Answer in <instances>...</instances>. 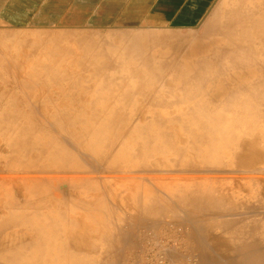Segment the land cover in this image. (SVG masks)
<instances>
[{
  "label": "rangeland",
  "instance_id": "obj_1",
  "mask_svg": "<svg viewBox=\"0 0 264 264\" xmlns=\"http://www.w3.org/2000/svg\"><path fill=\"white\" fill-rule=\"evenodd\" d=\"M257 1L260 3L261 0H255V3ZM242 2L246 3L247 1L239 0V7L245 8V6H240ZM262 9L258 19V24L261 26L255 28V31H261L253 32L248 37H243V41L249 40L253 42L251 43L252 45L249 44L250 47L248 44H242L243 47L246 46V48L251 50L246 53L242 52L240 53L241 55L239 54L242 59L239 58L240 62L237 61L239 63L237 70H234L233 65H231L234 63V59L230 56L221 58L213 56L209 58L208 56L211 53L207 52L195 53L191 58H184V54L194 46L196 42L195 36L198 37L203 34L202 29L184 33L190 34L189 37H176L175 42L171 41L169 45L176 43L183 52L174 55L168 46L163 49L168 55L161 58L158 55V52L162 50L160 49L161 45L159 47L158 44L154 43L129 45L119 42L116 37L94 35L89 31L73 33L52 30L45 33L0 30V48L2 47L5 51L0 49V81H4V83H0V144H7L8 147V154L0 158V224L4 225L0 227V238H3L0 239V243L2 242L0 244V254L3 255L0 258L1 264H8L5 255L10 254L6 245L2 249L1 246L3 244L9 243L11 245L14 239L17 245L31 241L36 242L40 238L38 235L39 228L42 231L47 229L49 230L48 232L55 231L59 234L56 237L57 245L62 247L64 251L66 250L61 254L65 255V259L63 261L59 260L62 264H114L115 261L118 264L119 258L121 262L119 264H172L173 262L181 264V261L182 264H252L251 258L253 256L258 258L260 264H264L262 260L264 258V225L261 232L254 230L251 221L257 218H252L250 212L252 207L259 211L261 213L258 217L261 220L260 223H264V147H262L264 146V119L262 121V116L264 118V114H262L264 113V93H261L264 89L259 92L255 91L252 94L243 90L251 82L264 78V71L262 72L264 70V49H262V47L264 48V7ZM228 14L229 12H225L223 16L226 18ZM214 31L221 33L223 30L222 28H211L209 32L213 33ZM37 38L38 40L41 38L43 43L28 44V41ZM257 38L260 39L259 42ZM69 39H71V42H69ZM261 39L263 40L261 41ZM4 41L7 42L4 43ZM233 44L231 43L232 46ZM256 46H258V49H256ZM2 51L4 53H1ZM259 54L261 55L259 56ZM143 56L152 57L151 61L148 59L151 63L142 64L141 57ZM128 57L130 58L128 59ZM258 58L259 61L255 62ZM9 60L12 63L14 62L15 66L11 63L8 65ZM132 66H134V70ZM145 67L148 69H145ZM249 67L252 72L254 71L253 75L236 82L234 80L235 73L246 74V69ZM219 68H221L223 74L214 75V71H219ZM208 71H213V73L207 75ZM206 75L207 80L204 81ZM215 83L218 89L214 91ZM225 83L228 84L225 85ZM187 85H191L198 90L189 91L192 87H185ZM230 87L231 89H229ZM177 92L179 93L177 94ZM189 92H193L194 95L192 96ZM218 93L221 96V99H217L218 101L209 99L208 101H203V97L207 98L210 95L211 98H215ZM258 94L262 95L259 97ZM235 98L238 99L235 100ZM252 103L253 107L251 106ZM204 104L206 109L216 113V116L205 118L204 113L201 111L204 110L202 108ZM137 106L140 108L138 109ZM242 106H248L250 114L244 117H235L236 108H241ZM252 108L253 110L258 108V110L255 109L256 111H253ZM260 108L263 109L261 110ZM191 113L194 115H191ZM259 114H262L261 117H259ZM202 119L204 123H202ZM217 121L226 125L227 130H235L231 134L235 135L234 137L238 139L237 143L239 142L240 145L248 142L249 145L260 147L258 149L261 154L259 153V157L255 158L252 168L236 164L235 152L237 149L231 150L232 148L227 146L233 145V138L229 139L227 144L225 139L222 138L224 140L222 146L219 147L216 144L213 152L209 144L207 145V138L205 139V147L201 146L204 145L201 139L194 140V144L199 143L198 147L201 149H211L214 154V156L213 154L211 155L213 159L217 157L223 162L220 166H212V169L219 171L205 173L206 171L204 172L200 165L195 167L183 166V163L187 164L188 162L187 156L191 151L189 140L192 137L183 127L191 126L190 128L196 133L194 137L200 138L203 136L199 129L200 123L209 127L211 124L214 125L213 122ZM259 121L262 122L259 123ZM36 124L39 127L35 126ZM51 127H54L57 132ZM257 128L258 131H256ZM261 128L262 131L260 130ZM18 131H23L19 138L21 144H14L13 141L9 142L6 139L7 136L3 135L4 133L17 134ZM39 131L46 132L49 136L46 143H44L46 149L41 157L29 156L27 149L34 142L30 141L25 134L30 132L34 135L35 133L38 134L37 132ZM169 131L172 133H169ZM226 133L222 134V137ZM219 136H221V133L216 135V137ZM172 141L177 143L180 154L168 147L167 144ZM108 144H110L111 148L108 147ZM144 144L149 147L150 151L161 148L162 152H156L152 156L135 154L136 149L140 145L144 146ZM239 144H236L237 147L240 146ZM124 146H127L125 152L117 160H114L117 157V151ZM217 149L219 150L218 153L216 152ZM243 153L246 155V152ZM86 156L88 157L86 158ZM101 156L104 157L103 161L100 160ZM224 159L225 161H223ZM159 162L162 163L159 164ZM176 162H178L177 166L174 165ZM92 163L96 164V168L99 166L100 168L96 171L95 167H91V165H95ZM111 163L115 164V166H112ZM142 163H149L153 167L152 169L138 167ZM133 164L138 169L129 170L126 168V166ZM156 164L160 166L156 167ZM109 165L111 169H108ZM35 167L43 169L41 175L49 178V182L42 187L30 188L31 197L28 199L26 198L25 187L29 185L21 183L20 178L27 175L39 176L32 173L34 172L32 169ZM86 170L92 172L93 175L92 173H85ZM169 170L170 173L168 175L167 172ZM171 170H174L175 173ZM195 170H201L202 172L195 173ZM94 171L96 172L94 173ZM162 171L167 172L164 174ZM68 172L77 173L78 175ZM146 172L150 175H144ZM217 172L220 173L218 174ZM206 178L223 179V184L215 182V180H213L214 182L206 181ZM13 179L18 184L20 183V187L11 188L10 182ZM193 179L206 185L207 193L213 196H224L228 193V196L225 195L224 197H227L232 205H236L240 209L234 212V216L219 218L214 215L215 211L209 213L199 212L197 209L182 203L178 200L179 198L174 199L179 195L176 189L189 186ZM18 189L21 192H18ZM63 190L65 195H63ZM16 191L20 193V198ZM57 192L59 195H56ZM174 194L177 195L175 196ZM241 195L244 196L242 197ZM63 197H66V199ZM25 200L32 201L28 208L25 207ZM54 204H56L55 207ZM246 208H250V211H248L249 215L246 212ZM137 218L141 220L138 221ZM136 221L143 226L139 227L140 225L136 224ZM160 221H162V224L159 223ZM179 221L182 222V225L184 223V226L179 225ZM185 222H188L189 225ZM50 225L52 228H49ZM149 225H151L150 228L147 227ZM30 227H34L35 231L31 230ZM79 229L83 230L82 233L78 232ZM118 232H120V235H118ZM13 234H19L17 235L19 237H14ZM24 234L25 236L23 237ZM10 235L14 238L9 239ZM127 235H131V237L129 236V238ZM43 236L45 237V233ZM71 236L77 242L73 243L71 239L72 248L70 246ZM21 237L23 238L21 239ZM89 237L92 239H89ZM120 237H122V240ZM174 237L175 240L173 239ZM195 237L197 240H194ZM6 238L7 240L9 239L8 242H6ZM80 238L84 241L86 239V241H79ZM207 238H209V241H207ZM87 239L89 240L87 241ZM18 240L20 241L19 243ZM127 241L129 244L125 245ZM178 242L180 246H178ZM50 245L52 243L48 241L47 252H42L39 258L38 253H36V256H32L31 261H33V264L53 263L52 256L49 253ZM75 245H80V248H78L82 250L76 251L74 249ZM83 245L87 246L83 249ZM123 246L126 248H123ZM115 247L118 249L116 250ZM119 248L124 250L120 251ZM18 254L20 257L17 259L16 264L27 263L26 259L22 258L23 251H18ZM178 254L179 256L181 255L180 258H178ZM71 257L76 259V262ZM77 259L80 261L78 262ZM169 259L173 262L169 261Z\"/></svg>",
  "mask_w": 264,
  "mask_h": 264
},
{
  "label": "bare ground",
  "instance_id": "obj_2",
  "mask_svg": "<svg viewBox=\"0 0 264 264\" xmlns=\"http://www.w3.org/2000/svg\"><path fill=\"white\" fill-rule=\"evenodd\" d=\"M245 1H247L246 3H244V2H242L241 3V6H245V8H242V10H239V11H237V12H234V13H231V12H229V14L226 16V18L223 16V19H222V24H221V28H222V30L223 31H221V32H223V33H221L220 35H218V37H213V39H211V41H209V42H195V44H194V46L192 47V49L191 50H189V51H187V53H185L184 54V58H191V56H193V55H195V53L197 54V53H207V52H210L211 54L208 56L209 58L210 57H217V58H221V57H223V56H230V57H232L234 60V63L233 64H231V65H233V68H234V70H237V68H238V62L237 61H239V54L240 53H242V52H244V53H246V52H248V51H250L251 49H249V48H246V46H244L243 47V45L242 44H248V46L250 47V45L249 44H251L252 42L251 41H249V40H247V41H243V37H248V35L249 34H252L253 32H259V31H261V30H259V31H255V28H259L261 25L260 24H258V19H259V15H260V11L261 10H263L262 8L264 7V0H261L260 1V3H259V1H257L256 3H255V0H245ZM262 5H263V7H262ZM262 28H263V25H262ZM261 28V29H262ZM245 31H246V33H245ZM242 32V34H240ZM262 35H263V33H262ZM261 35V36H262ZM6 36V35H5ZM26 36V35H25ZM260 36V37H261ZM253 38V37H252ZM72 39V38H71ZM71 39H69L70 41L69 42H71ZM96 39V38H95ZM258 39V38H257ZM132 40V39H131ZM252 40V39H251ZM263 39H261V41H262ZM18 41H19V39H18ZM39 41H43L41 38L38 40V38L37 39H33V40H30V41H28L29 43L28 44H31V45H36V44H39L38 42ZM260 41V39H258V42ZM7 41H4V43H6ZM130 42H132V41H130ZM169 42L170 41H165V40H157V43L156 42H154V43H156V44H158V47L161 45V48L160 49H162V50H158L159 52H158V55H159V57L161 58V57H164V56H166V55H168V53L167 52H165V50H163V49H166V47H170V49H171V53H173L174 55H176V54H178V53H180L181 54V52H183V51H181V47L179 46V45H176V43L174 44V43H171L170 45H169ZM218 43H219V46H218ZM230 43V44H229ZM231 43H234L235 44V46H234V44H233V46L231 45ZM256 43V42H255ZM178 44H181V43H178ZM189 44V43H188ZM227 44H229L227 47H225ZM259 44V43H258ZM257 44V45H258ZM184 45V44H183ZM252 45V44H251ZM256 45V44H255ZM9 46V45H8ZM128 46V45H127ZM148 46H151V45H148ZM214 47V49H212ZM257 48L256 49H258V46H256ZM262 47V46H261ZM260 47V48H261ZM48 48V47H47ZM128 48V47H127ZM144 48V47H143ZM150 48V47H149ZM190 48V47H189ZM254 48V47H253ZM0 49H3L2 47L0 48ZM148 49V48H147ZM158 49V48H157ZM188 49V48H187ZM255 49V50H256ZM262 49H264L263 47H262ZM9 50V49H8ZM46 50V49H45ZM94 50V49H93ZM3 51H4V49H3ZM1 52V53H4V52ZM96 51H98V50H96ZM42 52V51H41ZM152 52V51H151ZM255 52H257V51H255ZM258 52H260V51H258ZM95 53V52H94ZM243 53V54H244ZM261 53V52H260ZM7 54V53H6ZM5 54V55H6ZM4 55V54H3ZM81 55V54H80ZM96 55V54H95ZM123 55V54H122ZM148 55V54H147ZM203 55V54H202ZM241 55V54H240ZM261 54H259V56H260ZM42 56V55H41ZM94 56V55H93ZM118 56V55H117ZM131 56V55H130ZM16 57V56H15ZM19 57V56H18ZM123 57V56H122ZM174 57V56H173ZM207 57V58H208ZM130 57H128V59H129ZM152 58V57H151ZM151 58H149V57H147V56H143V57H141V63L142 64H149V63H151L150 61L152 60ZM263 58V57H262ZM19 59V58H18ZM135 60H136V58H134ZM150 61H149V60ZM173 59V58H172ZM175 59V58H174ZM240 59H242V58H240ZM176 60V59H175ZM137 61V60H136ZM135 61V62H136ZM148 61V63H146ZM259 61V58H258V60L257 61H255V62H258ZM264 61V60H263ZM9 62V63H8ZM7 63H8V65L11 63V64H13V66H15V64H14V62L12 63V62H10V60L8 61ZM32 62V61H31ZM129 62V61H128ZM240 62V61H239ZM156 63V62H155ZM188 63V62H187ZM27 64V63H26ZM139 64V63H138ZM186 64V63H185ZM189 64V63H188ZM256 64V63H255ZM25 65V64H24ZM28 65V64H27ZM129 65V64H128ZM152 65V64H151ZM181 65V64H180ZM187 65V64H186ZM231 65H229V66H231ZM129 66H131V65H129ZM178 66H179V64H178ZM182 66V65H181ZM228 66V67H229ZM245 66V65H244ZM254 66H256V65H254ZM258 66V65H257ZM17 67V66H16ZM15 67V69H17ZM133 67V70H134V66H132ZM232 67V66H231ZM263 67H264V64H263ZM129 68H131V67H129ZM147 67H145V69H146ZM175 68H177V67H175ZM143 69V68H142ZM148 69V68H147ZM179 69V68H178ZM181 69H182V67H181ZM220 70L219 71H214V73H213V71H208L207 72V75L209 74V73H213L214 75L216 74V75H219V74H223V71H221V68H219ZM223 69V68H222ZM255 70V69H254ZM17 71V70H16ZM19 71H21V70H19ZM112 71H113V69H112ZM150 71V70H149ZM184 71V70H183ZM220 71H221V73H220ZM257 71H259V69H257ZM264 70H262V72H263ZM10 72V71H9ZM18 72V71H17ZM22 72V71H21ZM91 72H93V71H91ZM146 72V71H145ZM261 72V73H262ZM12 73V72H11ZM11 73H10V76H11ZM113 73V72H112ZM111 73V74H112ZM253 73H254V71L252 72V70H251V68L249 67L248 69H246V74H237V73H235V76H234V80L236 81V82H238V81H242L243 79H245V78H248V76L250 75V76H252L253 75ZM17 74V73H16ZM126 74H127V72H126ZM206 74V73H205ZM226 74V73H225ZM207 75L204 77V81H206L207 80ZM230 75V74H229ZM19 76H21V75H19ZM18 76V77H19ZM261 76V75H260ZM12 77V76H11ZM10 77V78H11ZM17 77V78H18ZM76 77V76H75ZM212 77V76H211ZM224 77V76H223ZM226 77V76H225ZM259 77V76H258ZM264 77V76H263ZM43 78V77H42ZM87 78H88V76H87ZM154 78H156V77H154ZM221 78V77H220ZM102 79V78H101ZM167 79V78H166ZM165 79V80H166ZM216 79V78H215ZM219 79V78H218ZM44 80V79H43ZM164 80V81H165ZM174 80V79H173ZM188 80V79H187ZM224 80V79H223ZM226 80V79H225ZM254 80V79H253ZM42 81V80H41ZM100 81H102V80H100ZM100 81H98V82H100ZM129 81V80H128ZM33 82V81H32ZM44 82V81H43ZM153 82H155V81H153ZM250 82V81H249ZM0 83H4V81H0ZM158 83V82H157ZM180 83V82H179ZM233 83H235V82H233ZM241 83V82H240ZM94 84V83H93ZM156 84V83H155ZM161 84V83H160ZM171 84H173V83H171ZM180 84H182V83H180ZM216 84V83H215ZM214 84V85H215ZM226 84H228V83H225V85ZM46 85V84H45ZM154 85V84H153ZM168 85V84H167ZM177 85V84H176ZM241 85V84H240ZM47 86V85H46ZM154 86H156V85H154ZM170 86H173V85H170ZM192 87L191 85H187V86H185V87ZM238 86V85H237ZM245 86V85H244ZM48 87V86H47ZM46 87V88H47ZM92 87V86H91ZM161 87V86H160ZM220 87V86H219ZM19 88V87H18ZM45 88V87H44ZM163 88V87H162ZM236 88V87H235ZM234 88V89H235ZM49 89V88H48ZM218 88H217V84L214 86V91L215 90H217ZM221 89V88H220ZM219 89V90H220ZM229 89H231V87L229 88ZM239 89V88H238ZM237 89V90H238ZM264 89V78H261L260 80H258V81H256V82H251V84H249V85H246L244 88H243V90L246 92V91H248L249 93L251 92V94L252 93H254L255 91H260V90H263ZM154 90V89H153ZM158 90V89H157ZM156 90V91H157ZM160 90V89H159ZM198 89L197 88H193L192 87V89H190L189 91H197ZM227 90V89H226ZM228 91V90H227ZM44 92V91H43ZM241 92V91H240ZM70 93V92H69ZM72 93V92H71ZM92 93V92H91ZM151 93V92H150ZM153 93V92H152ZM179 92H177V94H178ZM192 96L194 95V93L193 92H189ZM222 93V92H221ZM257 93V92H256ZM261 93H264V91H262ZM166 94V93H165ZM246 94V93H245ZM43 95H44V93H43ZM220 94L218 93L217 94V96L214 98V97H212L211 98V96L210 95H208V97L207 98H205V97H203V101H208V99L209 100H213V101H218L217 99H221V96H219ZM244 95V94H243ZM259 95V94H258ZM262 95V94H261ZM261 95H259V97L261 96ZM213 96V95H212ZM41 97V96H40ZM230 97V96H229ZM235 97V96H234ZM243 97V96H242ZM251 97V96H250ZM254 97V96H253ZM152 98V97H151ZM247 98V97H246ZM27 99H28V97H27ZM227 99V98H226ZM238 98H235V100H237ZM248 99V98H247ZM240 100H241V98H240ZM244 100V99H243ZM257 100V99H256ZM260 100V99H259ZM262 100H263V98H262ZM130 101V100H129ZM133 101V100H132ZM150 101H151V99H150ZM230 101V100H229ZM247 101H249V100H247ZM236 102V101H235ZM241 102V101H240ZM246 102V101H245ZM261 102V101H260ZM254 103H255V101H254ZM263 103H264V101H263ZM147 104V103H146ZM249 104V103H248ZM261 104H262V102H261ZM32 105V104H31ZM164 105V104H163ZM234 105V104H233ZM233 105H231V106H233ZM243 105V104H242ZM257 105V104H256ZM259 105H260V103H259ZM56 106V105H55ZM147 106V105H146ZM151 106V105H150ZM235 106V105H234ZM252 107H253V103H252V105H251ZM258 106V105H257ZM21 107V106H20ZM40 107V106H39ZM239 107H240V103H239ZM239 107H234V108H236V111H235V114H234V116L235 117H244V116H247V115H249L250 114V109H249V107L247 106V107H241V108H239ZM137 108H138V106H137ZM140 108V107H139ZM138 108V109H139ZM164 108V107H163ZM204 110H201L203 113H204V117L205 118H208V117H210V116H216V113H212L211 111H208L207 109H206V105L204 104L203 105V107H202ZM259 108V107H258ZM258 108H255V109H257L258 110ZM264 108V107H263ZM262 108V109H263ZM34 109H36L35 107H34ZM148 109V108H147ZM153 109H155V108H153ZM254 109V110H255ZM261 109V108H260ZM261 109V110H262ZM144 110V109H143ZM167 110V109H166ZM252 110H253V108H252ZM253 110V111H254ZM145 111V110H144ZM253 111H252V114H253ZM256 111V110H255ZM51 112V111H50ZM172 112V111H171ZM191 112H192V110H191ZM40 113V112H39ZM37 114V113H36ZM48 114V113H47ZM262 114H264V113H262ZM261 114V115H262ZM31 115H32V113H31ZM191 115H194L193 113H191ZM260 115V114H259ZM261 115L259 116V117H261ZM202 116V115H201ZM253 116V115H252ZM254 116H255V114H254ZM41 117H42V115H41ZM134 117H135V115H134ZM152 117V116H151ZM37 119H38V117H36ZM48 118V117H47ZM142 118V117H141ZM154 119V118H153ZM263 116H262V121H263ZM49 120V119H48ZM260 120V119H259ZM51 121V120H50ZM65 121V120H64ZM127 121V120H126ZM205 121H207V120H205ZM258 121V120H257ZM262 121H259V123H261ZM40 122V121H39ZM137 122V121H136ZM264 122V121H263ZM68 123V122H67ZM172 123V122H171ZM202 123H204L203 122V119H202ZM214 123V125H212L211 124V126H209V127H207L206 125H204V124H201L200 123V126H199V129L201 130V132L203 133V136L202 137H200V138H198V137H194V135L196 134L195 133V131L192 129V128H190L191 126H184L183 127V129L188 133V134H190L192 137V139L190 138V140H189V145H190V147H191V151L188 153V156H187V160H188V162H187V164L186 163H183V166H190V167H195L196 165H200V166H202V170H204V172L205 173H207V172H215V171H219V170H214V169H212L213 167L212 166H220L223 162H221L219 159H217V157H216V159H213L212 158V152H213V150H214V148L216 147V144H217V146H222V143L224 142V140L222 139V138H224L225 139V142H226V144H227V142H228V140L229 139H234L233 141H232V143H233V145H227L228 147H230V148H232L231 150H234V149H237L236 150V152H235V156H236V164L237 165H240V166H243V167H246V168H252L253 167V164L255 163V158H257V157H259L258 156V154L260 153L261 154V151L259 150L260 149V147H259V149H258V147L257 146H254V145H249V143L248 142H244V143H241V145L239 144V142L237 143V140L238 139H236L231 133L232 132H234L235 130H233V131H229V130H227L228 128L226 127V125H223V124H221V123H219V121H217V122H213ZM254 123H257V122H254ZM206 124V123H205ZM55 125V124H54ZM35 126H38L39 127V125H35ZM41 126H42V124H41ZM175 126V125H174ZM176 126H178L177 124H176ZM238 126V125H237ZM262 126V125H261ZM264 126V125H263ZM56 127H58V126H56ZM70 127V126H69ZM180 127V126H179ZM258 127V126H257ZM52 129H54V127H51ZM238 128H239V126H238ZM254 128H256V127H254ZM259 128V127H258ZM258 128H257V130L256 131H258ZM131 129V128H130ZM55 131H56V129H54ZM261 131H262V128L260 129ZM259 130V131H260ZM21 132H23V131H21ZM21 132H17V134L16 133H14L13 135H10V134H8V133H4L3 135H6L7 137H6V139L9 141V142H12L13 141V143L15 144V143H18V144H21L20 142H19V138H20V135H21ZM57 132V131H56ZM59 132V131H58ZM171 131H169V133H170ZM225 132H227L226 133V135L224 136V137H222V134H224ZM38 134H31L30 132H26V134H25V136H27V138L30 140V141H32V142H34L32 145H29V147H28V149H27V152H28V155L29 156H34V157H41L42 156V154H43V152L45 151V149H46V147L44 146V143H46V140L49 138V136L46 134V132H42V131H39V132H37ZM60 133V132H59ZM172 133V132H171ZM179 133V132H178ZM221 133V136H219V137H216V135L217 134H220ZM180 134H182V133H180ZM199 134V133H198ZM256 135V134H255ZM179 136V135H178ZM183 136V135H182ZM264 136V135H263ZM66 137V136H65ZM196 138V139H194V138ZM255 137V136H254ZM253 137V138H254ZM259 137V136H258ZM181 138V137H180ZM208 139L207 140V145L209 144V146H210V148L212 149V152H211V149H201L200 147H198V145H199V143L198 144H194V140H199V139H201V141H203V144L204 145H201V146H204L205 147V139ZM243 138V137H242ZM256 138V137H255ZM121 139V138H120ZM165 139V138H164ZM168 139V138H167ZM182 139H183V137H182ZM182 139H180V140H182ZM56 140H58V139H56ZM60 140V139H59ZM63 140H66V139H63ZM62 140V141H63ZM185 140H186V138H185ZM218 140V141H217ZM246 140V139H245ZM259 140H261V139H259ZM38 141V142H37ZM183 141V140H182ZM252 141H253V139H252ZM257 141V140H256ZM40 142V143H39ZM120 142H122V141H120ZM185 142V141H184ZM182 144V143H181ZM236 144H239L240 146H238L237 147V145ZM124 145V144H123ZM168 145V147H170L171 148V150H173V151H175L176 153H178V154H180V150L178 149V147H177V143H174L173 141L172 142H170L169 144H167ZM206 145V146H207ZM51 147V146H50ZM108 147L109 148H111V146H110V144H108ZM198 147V148H197ZM208 147V146H207ZM236 147V148H235ZM262 147H264V146H262ZM7 144L6 145H1L0 144V158H2V157H5L7 154H8V150H7ZM49 148V147H48ZM121 148V147H120ZM137 148V147H136ZM76 150H77V148H75ZM127 149V146H124L123 148H121V149H119L118 151H117V157L114 159V160H117L118 159V157L119 156H121L124 152H125V150ZM262 149V148H261ZM80 152V151H79ZM156 152H158V153H161L162 152V150H161V148L159 149H157V150H155V151H150V149H149V147L146 145V144H144V146H142V145H140L137 149H136V152H135V154H140V155H143V156H152L154 153H156ZM181 152H182V150H181ZM217 153L219 152V150L217 149V151H216ZM215 152V153H216ZM243 152H246V155H245V153H243ZM216 153V154H217ZM59 154V153H58ZM78 154H80V153H78ZM185 154V153H184ZM213 156H214V154H213ZM218 156V155H217ZM222 156V155H221ZM88 156H86V158H87ZM185 157V156H184ZM218 158H219V156H218ZM224 158H227V157H224ZM235 158V157H234ZM41 159V158H40ZM92 159V158H91ZM221 159V158H220ZM88 160H90V159H88ZM100 160L101 161H103L104 160V157L103 156H101L100 157ZM155 160H159V159H155ZM13 161V160H12ZM11 161V162H12ZM84 161V160H83ZM223 161H225V159L223 160ZM264 161V160H263ZM113 162V161H112ZM155 162V161H154ZM89 163V162H88ZM96 163V162H95ZM94 163V164H95ZM150 163V162H149ZM149 163H142L141 165H139L138 167H141V168H144V167H146V168H151L152 169V167H153V165H151V164H149ZM160 163H162V162H159V164ZM263 163V162H262ZM93 164V163H92ZM93 164V165H94ZM97 164V163H96ZM96 164L94 165V166H92L91 164V167H95L96 166ZM112 164V166H115V164L113 165V163H111ZM235 164V165H236ZM87 165V164H86ZM89 165V164H88ZM174 165H178V162H176ZM160 165H158V164H156V167H159ZM179 166H180V164H179ZM226 166H227V163H226ZM138 167L137 166H135V164H133V165H130V166H126V168L127 169H129V170H133V169H135V168H137L138 169ZM155 167V166H154ZM187 167V168H188ZM198 167V166H197ZM225 167V166H224ZM260 167H261V165H260ZM96 168V167H95ZM100 168V166L98 167V168H96V171L98 170ZM216 168V167H215ZM231 168V167H230ZM236 168V167H235ZM103 169V168H102ZM108 169H111V166L109 165L108 166ZM168 169V168H167ZM34 172H32V173H34L35 175L37 174V175H39V176H26V177H21L20 178V182L21 183H24V185H29V186H27V187H25L26 188V198H30L31 197V192H30V188H34V187H42L43 185H47L46 183H48L49 181H48V179L49 178H47L46 176H42L41 174L43 173V169H41V168H37V167H35V168H33L32 169ZM88 170V169H87ZM86 170V172L85 173H92V172H90V171H87ZM141 170H143V169H141ZM140 170V171H141ZM145 170V169H144ZM143 170V171H144ZM156 170V169H155ZM181 170V169H180ZM2 171H4V170H2ZM96 171H94V173L96 172ZM105 171V170H104ZM103 171V172H104ZM137 171V170H136ZM143 171H141V173H143ZM161 171V170H160ZM171 171H173V173H175L174 172V170H171ZM175 171H177V170H175ZM188 171V170H187ZM222 171V170H221ZM227 171V170H226ZM260 171V170H259ZM25 172V171H24ZM28 172V171H27ZM46 172H47V170H46ZM64 172H66V171H64ZM64 172H61V173H64ZM100 172H101V170H100ZM100 172H98V173H100ZM113 172V171H112ZM138 172V171H137ZM162 172H164V171H162ZM167 172V171H166ZM166 172H164V174L166 173ZM192 172V171H191ZM190 172V173H191ZM202 171L201 170H195V173H201ZM235 172H237V171H235ZM234 172V173H235ZM261 172H262V170H261ZM3 173V172H2ZM31 173V172H30ZM45 173V172H44ZM52 173V172H51ZM53 173H55L54 171H53ZM68 173H73V172H68ZM82 173V172H81ZM85 173H84V175H85ZM131 173V172H130ZM132 173H134V172H132ZM140 173V174H141ZM152 173H154V172H152ZM156 173H158V172H156ZM160 173V172H159ZM168 173V175H169V173H170V170H169V172H167ZM177 173V172H176ZM186 173V172H185ZM185 173H184V175H185ZM188 173V172H187ZM193 173V172H192ZM191 173V174H192ZM218 173V172H217ZM220 173V172H219ZM218 173V174H219ZM222 173H224V172H222ZM229 173H231L230 171H229ZM233 173V172H232ZM241 173V172H240ZM258 173V172H257ZM9 174V173H8ZM24 175H25V173H23ZM27 174H29V173H27ZM48 174V173H47ZM73 174H77V173H73ZM102 174H104V173H102ZM112 174V173H111ZM113 174H114V172H113ZM112 174V175H113ZM116 175H117V173H115ZM121 174V173H120ZM139 174V173H138ZM183 174V173H182ZM236 174V173H235ZM256 174V173H255ZM4 175H5V173H4ZM49 175V174H48ZM78 175V174H77ZM82 175H83V173H82ZM88 175V174H87ZM87 175H86V177H87ZM91 175V174H90ZM92 175H93V173H92ZM94 175H96V174H94ZM104 175H106V174H104ZM108 175V174H107ZM128 175V174H127ZM130 175V174H129ZM133 175H135V174H133ZM144 175H150V174H147V172H146V174H144ZM158 175V174H157ZM160 175H162V174H160ZM173 175V174H172ZM180 175V174H179ZM196 175V174H195ZM200 175V174H199ZM199 175H198V177H199ZM202 175V174H201ZM216 175V174H215ZM221 175V174H220ZM225 175V174H224ZM229 175V174H228ZM245 175V174H244ZM246 175H247V173H246ZM259 175H261V174H259ZM1 176V175H0ZM22 176V175H21ZM51 176V175H50ZM53 176V175H52ZM57 176V175H56ZM97 176V175H96ZM111 176V175H110ZM136 176H138V175H136ZM187 176V175H186ZM188 176H190V175H188ZM203 176V175H202ZM158 177V176H157ZM160 177V176H159ZM166 177V176H165ZM201 177V176H200ZM212 177V176H211ZM214 177V176H213ZM231 177V176H230ZM261 177H262V175H261ZM13 178H15V177H13ZM67 178V177H66ZM246 178H248V177H246ZM256 178V177H255ZM16 179V178H15ZM15 179H13V180H11V188L13 189V188H16V187H20V183L18 184L16 181H14ZM101 179V178H100ZM103 179V178H102ZM101 179V180H102ZM122 179H124V178H122ZM130 179H133V178H130ZM143 179V178H142ZM207 180L206 181H213V180H215V182H218V183H221V184H223L222 182H223V179L222 180H220V179H210V178H206ZM258 179V178H257ZM104 180V179H103ZM144 180V179H143ZM263 180H264V178H263ZM105 181V180H104ZM103 181V182H104ZM150 181V180H149ZM148 181V182H149ZM205 181V182H206ZM9 182V181H8ZM214 182V181H213ZM140 183V182H139ZM106 184V183H105ZM208 184V183H207ZM254 184V183H253ZM50 185V184H49ZM67 185V184H66ZM151 185H152V183H151ZM63 186V185H62ZM107 186V185H106ZM184 186V185H183ZM224 186V185H223ZM153 187V186H152ZM158 187V186H157ZM205 187H206V185H204V184H201V183H198V182H196L194 179H193V181L191 182V184L189 185V186H185V187H183V188H177L176 189V192H178V194L179 195H177V197H175L174 199H176V198H179L178 200H180L182 203H184V204H186L188 207H192V208H195V209H197L199 212H207V213H209V212H212V211H215V216H218L219 218H224V217H227V216H229V217H231V215H233L234 216V212H237V210H239L240 208L238 207V206H236V205H232L231 204V202H229V200L227 199V197H224L225 195H227L228 196V193L227 194H225L224 196H222V195H220V196H213L212 194H210V193H207V190L205 189ZM215 187V186H214ZM264 187V186H263ZM23 188V187H22ZM60 188V187H59ZM67 188V187H66ZM219 188V187H218ZM20 189V188H19ZM18 189V190H19ZM64 189V188H63ZM107 189V188H106ZM264 189V188H263ZM262 189V190H263ZM17 190V189H16ZM22 190V189H21ZM65 190V189H64ZM64 190H63V193H64ZM110 190H111V188H110ZM220 190V189H219ZM227 190L229 191V189L227 188ZM232 190V189H231ZM66 192H68L67 190H65ZM107 191V190H106ZM158 191V190H157ZM223 191V190H222ZM225 191V190H224ZM227 191V192H228ZM18 192H21L20 190L18 191ZM17 191H16V193H18ZM54 192V191H53ZM112 192V191H111ZM3 193V192H2ZM15 193V194H16ZM77 193V192H76ZM163 193V192H162ZM237 193V192H236ZM55 194V193H54ZM68 194H69V192H68ZM107 194V193H106ZM161 194V193H160ZM220 194V193H219ZM18 195V197H19V195H20V193H18L17 194ZM22 195H23V193H22ZM21 195V196H22ZM35 195H37V194H35ZM39 195V194H38ZM56 195H59L58 194V192H57V194ZM63 195H65V193L63 194ZM62 195V196H63ZM157 195H158V193H157ZM236 195V194H235ZM264 195V194H263ZM16 196V195H15ZM77 196V195H76ZM75 196V197H76ZM119 196H120V194H119ZM236 196H238V195H236ZM242 197L244 196V195H241ZM1 197H2V194H1ZM3 197H4V194H3ZM78 197V196H77ZM113 197H115V196H113ZM159 197V196H158ZM20 198V197H19ZM52 198V197H51ZM64 199H66V197H63ZM80 198V197H79ZM150 198V197H149ZM81 199V198H80ZM117 199V198H116ZM162 199V198H161ZM232 199V198H231ZM241 199V198H240ZM23 200V199H22ZM51 200V199H50ZM141 200V199H140ZM106 201V200H105ZM127 201V200H126ZM23 202V201H22ZM32 201H27V200H25V207L26 208H28V205L31 203ZM243 202H244V200H243ZM248 202V201H247ZM254 202V201H253ZM252 202V203H253ZM68 203V202H67ZM116 203H118V202H116ZM158 203V202H157ZM166 203V202H165ZM111 204V203H110ZM119 204V203H118ZM127 204H129V203H127ZM260 204V203H259ZM53 205V204H52ZM169 205V204H168ZM254 205V204H253ZM257 205V204H256ZM261 205V204H260ZM56 206V204H54V207ZM2 207V206H1ZM118 207V206H117ZM131 207V206H130ZM61 209V208H60ZM53 211V210H52ZM122 211V210H121ZM217 211V212H216ZM248 211H250V208H246V212H247V214L249 215V212ZM1 212V211H0ZM114 212V211H113ZM251 212V214H252V218L254 217V218H257L256 220H252L251 221V224H253V229L254 230H256V231H258V232H261L262 231V229H263V225H264V223L263 224H261L260 223V219L258 218L259 217V215L261 214L259 211H257L256 209H254L253 207H252V211H250ZM66 214V213H65ZM185 214H187L186 212H185ZM213 214H211V215H213ZM97 215V214H96ZM104 215H106V214H104ZM116 215V214H115ZM115 215H114V217H115ZM236 215V214H235ZM239 215V214H238ZM133 216V215H132ZM142 216V215H141ZM145 216V215H144ZM172 216V215H171ZM209 216V215H208ZM143 217V216H142ZM176 217V216H175ZM129 218V217H128ZM170 218V217H169ZM80 219V218H79ZM94 219V218H93ZM130 219V218H129ZM138 219V218H137ZM146 219V218H145ZM185 219V218H184ZM239 219V218H238ZM259 219V220H258ZM139 220H141L140 218L138 219V221ZM148 220H151V219H148ZM161 220V219H160ZM179 220V219H178ZM177 220V221H178ZM205 220V219H204ZM96 221V220H95ZM152 221H154V220H152ZM156 221V220H155ZM199 221V220H198ZM235 221V220H234ZM82 222H85V221H82ZM92 222V221H91ZM133 222V221H132ZM157 222V221H156ZM155 222V223H156ZM136 224H139L137 221L135 222ZM147 223V222H146ZM159 223H161L162 224V221H160ZM165 223V222H164ZM174 223H176V222H174ZM179 223V225L182 223L181 221H179L178 222ZM187 225H189V223L188 222H185ZM85 224V223H84ZM92 224V223H91ZM134 224V223H133ZM152 224V223H151ZM185 224V225H186ZM87 225V224H86ZM85 225V226H86ZM140 225V224H139ZM142 225V224H141ZM141 225L139 226V227H141ZM147 225H148V223H147ZM154 225V224H153ZM176 225V224H175ZM182 225V224H181ZM2 226H4V225H2V223L0 224V227H2ZM80 226V225H79ZM116 226H117V224H116ZM134 226H136L135 224H134ZM143 226V225H142ZM182 226H184V223H183V225ZM45 227V226H44ZM90 227V226H89ZM133 227V226H132ZM138 227V228H139ZM147 227H151V225H149V226H147ZM193 227V226H192ZM46 228V227H45ZM48 228V227H47ZM49 228H52V226L50 225L49 226ZM83 228V227H82ZM137 228V229H138ZM144 228V227H143ZM178 228V227H177ZM200 228H201V226H200ZM30 229L31 230H33V231H35V229H34V227H30ZM92 229V228H91ZM100 229H102V228H100ZM130 229H132V228H130ZM129 229V230H130ZM135 229V228H134ZM165 229V228H164ZM174 229V228H173ZM192 229V228H191ZM1 230H4V229H1ZM22 230V229H21ZM80 230V231H79ZM78 230V232H81L82 233V231L83 230H81V229H79ZM115 230V229H114ZM117 230H119V229H117ZM133 230V229H132ZM148 230V229H147ZM150 230V229H149ZM160 230V229H159ZM183 230H185V229H183ZM194 230V229H193ZM49 230H45V231H42V229L41 228H39L38 229V235H39V237L40 238H38V240L36 241V242H25V244L24 243H22V244H20V245H17L16 243H15V239L14 240H12L13 241V243L11 244V245H9V243L8 244H3L1 247H2V249L3 248H5L4 246L6 245V247H8L7 248V250L10 252V254L9 255H5V259L7 260L6 262L8 263V264H16V261H17V259H19V257H20V255L18 254V251H23V255H22V258H24V259H26V261H27V263H25V264H33L32 262L33 261H31L32 260V256L34 257V256H36V253H38V258L40 257V255L42 254V252H47V242L48 241H50L51 243H52V245H50V248H49V253H50V255L52 256V262L54 263V264H62V262L60 263L59 262V260H62L63 261V259H65V255L63 254V255H61L62 254V252L64 253L65 251H64V249L62 248V247H59L58 245H57V238L56 237H58V233H56L55 231L54 232H48ZM75 231V230H74ZM84 231H86V230H84ZM120 231V230H119ZM186 231V230H185ZM197 231V230H196ZM17 232V231H16ZM102 232H104V231H102ZM131 232V231H130ZM192 232V231H191ZM223 232V231H222ZM14 233V232H13ZM19 233V232H18ZM45 233V237L43 236V234ZM101 233V232H100ZM120 232H118V235H120L119 234ZM128 233H129V231H128ZM132 233H133V231H132ZM180 233H187V232H180ZM5 234V233H4ZM3 234V235H4ZM10 234V233H9ZM28 234V233H27ZM71 234H72V232H71ZM76 234V233H75ZM89 234V233H88ZM127 234V233H126ZM130 234V233H129ZM150 234H151V232H150ZM195 234V233H194ZM216 234V233H215ZM1 235V234H0ZM17 235H19V234H16V235H14L13 234V236L15 237V236H17ZM21 235V234H20ZM73 235V234H72ZM81 235V234H80ZM80 235H78L79 237H81V238H83L82 236H80ZM83 235V234H82ZM93 235V234H92ZM110 235V234H109ZM117 235V236H118ZM181 235V234H180ZM179 235V236H180ZM187 235V234H186ZM197 235V234H196ZM209 235V234H208ZM213 236H214V234H212ZM225 235V234H224ZM11 236V235H10ZM13 236H11V237H9V239H13L14 237ZM22 236V235H21ZM25 236V234L23 235V237ZM28 236V235H27ZM90 236V235H89ZM99 236H100V234H99ZM131 237V235H127V237ZM199 236V235H198ZM1 237V236H0ZM3 237V236H2ZM7 237V236H6ZM17 237H19V236H17ZM23 237H21V239L23 238ZM29 237V236H28ZM79 237H78V239H79ZM96 237H97V235H96ZM116 237V236H115ZM129 237V238H130ZM170 237V236H169ZM183 237V236H182ZM182 237H181V239H182ZM185 237V236H184ZM33 238V237H32ZM73 238H75V237H73ZM80 238V240L79 241H84V240H82ZM95 238V237H94ZM99 238V237H98ZM121 238V240H122V237H120ZM133 238V237H132ZM213 238V237H212ZM211 238V239H212ZM214 238H216L215 236H214ZM0 239H3V238H0ZM8 239V240H9ZM17 239V238H16ZM20 238H19V240H21ZM26 239V238H25ZM30 239V238H29ZM71 239H72V236H71V238H70V246H71V248H72V241H73V243H77L76 242V240L74 239H72V241H71ZM89 239H92V238H90L89 237ZM89 239H87V241L89 240ZM97 239V238H96ZM158 239V238H157ZM174 240H175V237L173 238ZM177 239H178V237L176 238V241H177ZM180 239V238H179ZM192 239V238H191ZM200 239V238H199ZM203 239H204V237H203ZM209 238H207V241H209L208 240ZM222 239V238H221ZM8 240H7V238H6V242H8ZM18 240V243L20 242ZM127 240H128V238H127ZM169 240V239H168ZM183 240V239H182ZM194 240H197L196 239V237H195V239ZM228 240H229V238H228ZM3 241V240H2ZM23 241H25V240H23ZM85 241H86V239H85ZM84 241V242H85ZM129 241V240H128ZM128 241L125 243V245L126 244H129L128 243ZM180 241V240H179ZM200 241V240H199ZM216 241H217V239H216ZM11 242V241H10ZM22 242V241H21ZM92 242V241H91ZM91 242H90V244H91ZM112 242H113V240H112ZM120 242V241H119ZM130 243H132L131 241H129ZM171 242V241H170ZM2 243V242H1ZM0 243V244H1ZM4 243H5V241H4ZM133 243H134V241H133ZM168 243V242H167ZM187 243V242H186ZM191 243V242H190ZM205 243V242H204ZM217 243V242H216ZM215 243V244H216ZM81 244H82V242H81ZM113 244H114V242H113ZM163 244V243H162ZM169 244V243H168ZM178 244H179V242H178ZM184 244V243H183ZM192 244V243H191ZM206 244V243H205ZM231 244V243H230ZM9 245V246H8ZM88 245V244H87ZM87 245H85V246H87ZM117 245V244H116ZM124 245V244H123ZM171 246H172V244H170ZM174 245H176V244H174ZM210 245V244H209ZM69 246V247H70ZM80 246V245H79ZM79 246H77V245H75V250L76 251H81L82 249H79L80 247ZM84 246V245H83ZM85 246L83 247V249L85 248ZM130 246V245H129ZM178 246H180V244L178 245ZM182 246V245H181ZM191 246V245H190ZM189 246V247H190ZM79 247V248H78ZM118 247V246H117ZM167 247V246H166ZM165 247V248H166ZM201 247H202V245H201ZM217 247V246H216ZM225 247V246H224ZM116 248V247H115ZM123 248H126V247H124L123 246ZM123 248H119V250L120 251H123L124 249ZM178 248V247H177ZM214 248V247H213ZM223 248V247H222ZM118 248H116V250H117ZM123 249V250H122ZM152 249V248H151ZM158 249V248H157ZM164 249V248H163ZM170 249V248H169ZM168 249V250H169ZM175 249V248H174ZM188 249V248H187ZM193 249V248H192ZM197 249V248H196ZM209 249V248H208ZM207 249V250H208ZM234 249V248H233ZM126 250V249H125ZM168 250H167V252H168ZM194 250V249H193ZM198 250V249H197ZM196 250V251H197ZM202 250V249H201ZM219 250V249H218ZM218 250H217V252H218ZM160 251H161V249H160ZM212 251V250H211ZM251 251V250H250ZM166 252V253H167ZM171 252V251H170ZM195 252V251H194ZM203 252V251H202ZM112 253H113V251H112ZM119 253V252H118ZM118 253H116V254H118ZM164 253V252H163ZM175 253V252H174ZM198 253V252H197ZM214 253H215V251H214ZM213 253V254H214ZM245 253V252H244ZM89 254V253H88ZM110 254V253H109ZM204 254V253H203ZM206 254V253H205ZM223 254V253H222ZM227 254V253H226ZM175 255V254H174ZM198 255V254H197ZM215 255V254H214ZM1 256H3L2 254H0V258H1ZM173 256V255H172ZM208 256V255H207ZM216 256V255H215ZM215 256H213L214 258H215ZM117 257V256H116ZM167 257V256H166ZM166 257H164L165 259H167ZM171 257V256H170ZM181 257V255L179 256V254H178V258H180ZM198 257V256H197ZM217 257V256H216ZM219 257V256H218ZM229 257V256H228ZM71 258H73V257H71ZM121 258H123V257H121ZM160 258H162V257H160ZM173 258V257H172ZM171 258V259H172ZM177 258V259H178ZM199 259H200V257H198ZM219 258H221V257H219ZM231 258V257H230ZM233 258V257H232ZM234 258H235V256H234ZM74 259V258H73ZM103 259V258H102ZM157 259H158V257H157ZM171 259H169V261H171ZM174 259V258H173ZM221 259H223V258H221ZM224 259H225V257H224ZM75 260V262H76V259H74ZM118 260V259H117ZM179 260V259H178ZM204 260H206V259H204ZM251 260H252V264H260V262H259V260H258V258L257 257H252L251 258ZM262 260H263V263H264V258H262ZM72 261V260H71ZM77 261L79 262L80 260L79 259H77ZM157 261V260H156ZM174 261H175V259H174ZM50 262V261H49ZM119 262H120V258H119V261H118V264H119ZM124 262V261H123ZM161 262V261H160ZM171 262H173V261H171ZM198 262V261H197ZM203 262V261H202ZM52 263V264H53ZM115 263L117 264V262L115 261ZM114 263V264H115ZM121 263V262H120ZM174 263V262H173ZM172 263V264H173ZM176 263V262H175ZM174 263V264H175ZM0 264H1V262H0ZM4 264V263H3ZM64 264V263H63ZM84 264H86V263H84ZM158 264V263H157ZM163 264H165V263H163ZM177 264H178V262H177ZM181 264H182V261H181Z\"/></svg>",
  "mask_w": 264,
  "mask_h": 264
},
{
  "label": "crops",
  "instance_id": "obj_3",
  "mask_svg": "<svg viewBox=\"0 0 264 264\" xmlns=\"http://www.w3.org/2000/svg\"><path fill=\"white\" fill-rule=\"evenodd\" d=\"M242 8L239 0H0V30L89 31L139 45L202 29L195 40L205 43L222 33L209 31L221 28L223 13Z\"/></svg>",
  "mask_w": 264,
  "mask_h": 264
}]
</instances>
